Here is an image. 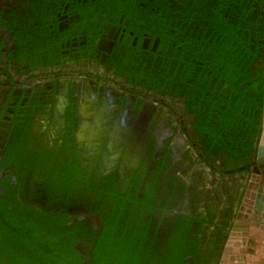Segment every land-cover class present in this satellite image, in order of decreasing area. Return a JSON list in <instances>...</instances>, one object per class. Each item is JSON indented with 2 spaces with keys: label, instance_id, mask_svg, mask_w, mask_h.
I'll return each instance as SVG.
<instances>
[{
  "label": "flooded vegetation",
  "instance_id": "af4514ba",
  "mask_svg": "<svg viewBox=\"0 0 264 264\" xmlns=\"http://www.w3.org/2000/svg\"><path fill=\"white\" fill-rule=\"evenodd\" d=\"M255 1L253 19L257 33H264V0ZM251 4L0 0V178H14L24 205L99 233L103 222L91 213V199L70 197L67 204L51 199L44 178L37 180L32 171L17 182L8 174L12 165L1 162L13 143L23 141L39 154L93 173L97 181L115 176L119 186L133 189L140 206L132 213L133 227L146 230L153 264H170L172 258L179 264H218L237 206L231 216L221 203L210 219L205 205L214 191L217 196L235 185L230 178L241 172L230 173L234 166L224 152L204 159L207 137L197 136L199 121L186 97L169 95L168 76H186L183 92L187 98L197 94L194 80L209 72L203 64L216 58L219 29L229 26H219L217 12L244 22ZM216 83L208 81L211 94ZM203 103L195 100L194 106ZM236 186L232 197L238 204L242 190ZM93 240L76 243L84 264Z\"/></svg>",
  "mask_w": 264,
  "mask_h": 264
},
{
  "label": "trees",
  "instance_id": "16d2710c",
  "mask_svg": "<svg viewBox=\"0 0 264 264\" xmlns=\"http://www.w3.org/2000/svg\"><path fill=\"white\" fill-rule=\"evenodd\" d=\"M251 2L244 22L234 16L225 19L222 11L217 12L219 26H229L219 29L216 58L203 64L209 72L194 80L197 94L187 98L186 76H168L169 95L186 97L189 112L199 121L197 136L207 137L204 144L209 152L204 159L224 152L227 163L236 166L230 173L249 172L261 132L264 33H257L252 14L256 1ZM213 78L215 94L208 84ZM195 100L204 102L203 108H196ZM1 165H12L8 174H15L17 182L30 178L32 171L37 180L44 178L51 199L65 204L70 197L91 199V213L99 214L103 225L96 233L79 222L66 225L64 216L55 212L35 211L18 201L12 176L6 181L0 178V264H84L76 243L92 239L96 243L89 264H153L146 248V230L133 227L132 213L140 206L134 202L132 187L119 186L115 176L105 183L97 181L93 173L86 174L51 153L39 154L23 141L12 144ZM171 261L179 264L178 258Z\"/></svg>",
  "mask_w": 264,
  "mask_h": 264
},
{
  "label": "water",
  "instance_id": "95a60500",
  "mask_svg": "<svg viewBox=\"0 0 264 264\" xmlns=\"http://www.w3.org/2000/svg\"><path fill=\"white\" fill-rule=\"evenodd\" d=\"M264 57V56H263ZM264 70V68H263ZM264 74V71H263ZM261 113V132L255 144V159L242 189L232 226L227 230L218 264H244V255L253 254L255 245H264V84ZM3 152H0V160ZM78 213H83L78 209ZM96 240L86 246L90 255Z\"/></svg>",
  "mask_w": 264,
  "mask_h": 264
},
{
  "label": "rangeland",
  "instance_id": "374dc122",
  "mask_svg": "<svg viewBox=\"0 0 264 264\" xmlns=\"http://www.w3.org/2000/svg\"><path fill=\"white\" fill-rule=\"evenodd\" d=\"M236 167V166H235ZM233 167V168H235ZM205 177V176H204ZM208 178V177H207ZM232 181V180H231ZM206 183L209 184V181L206 180ZM233 183V181H232ZM212 189V186L210 187ZM233 188H236V185H230L229 190L226 191L225 188L223 190H221V192H217V196L216 193L214 191L213 197L210 198L205 205V209L206 212L209 213V217L210 219L213 218V216L217 215L220 212V209H218V206L221 205V203L225 204V208H227L229 206L230 208V214L232 216V208L233 206H237L236 201L234 200V198L232 197V191ZM238 188V187H237ZM216 190V189H215ZM234 200V201H233ZM232 205V206H231ZM231 206V207H230ZM221 207V206H220ZM236 208V207H235ZM228 209V208H227ZM223 215V213H220V215ZM224 216V215H223Z\"/></svg>",
  "mask_w": 264,
  "mask_h": 264
},
{
  "label": "crops",
  "instance_id": "0c3cea01",
  "mask_svg": "<svg viewBox=\"0 0 264 264\" xmlns=\"http://www.w3.org/2000/svg\"><path fill=\"white\" fill-rule=\"evenodd\" d=\"M261 147H262V150L264 151V137L261 141ZM247 174L241 172V173H238V174L231 176L230 179L232 181H234L236 184L240 185L241 190H242L244 185H245V182L248 178ZM215 189H217V188H215ZM244 264H264V245L256 244L255 245V252L253 254H245L244 255Z\"/></svg>",
  "mask_w": 264,
  "mask_h": 264
},
{
  "label": "clouds",
  "instance_id": "9594fccd",
  "mask_svg": "<svg viewBox=\"0 0 264 264\" xmlns=\"http://www.w3.org/2000/svg\"><path fill=\"white\" fill-rule=\"evenodd\" d=\"M83 127H84V128H87V124H85ZM78 138H79L80 140H83V139H84L83 135H79Z\"/></svg>",
  "mask_w": 264,
  "mask_h": 264
}]
</instances>
